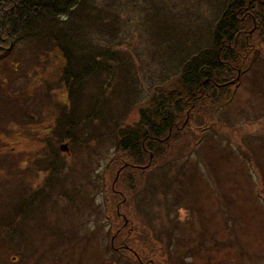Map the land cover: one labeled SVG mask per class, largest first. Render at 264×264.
I'll use <instances>...</instances> for the list:
<instances>
[{
  "label": "rangeland",
  "instance_id": "rangeland-1",
  "mask_svg": "<svg viewBox=\"0 0 264 264\" xmlns=\"http://www.w3.org/2000/svg\"><path fill=\"white\" fill-rule=\"evenodd\" d=\"M156 1H121L122 33L119 41L124 43V46L121 50H118V45L117 48L113 47L118 51L120 58H135V65L126 71L132 72L141 68L142 102L148 99L149 94L159 96L160 90L171 87L169 85L172 81L177 83L183 73H186L185 64L200 45L212 44L211 34L209 35L206 28L212 20L211 14L215 7L222 5L221 8H224L228 3V0L219 3L216 0L204 5V16L209 21L207 26V21L203 22V33H197L196 22L186 23L184 34L175 39L171 50L156 52L168 45L162 44L160 38H155L156 45L152 46L149 16L154 11ZM177 5L175 9L180 7L179 3ZM98 23L91 37L99 39L107 36L113 41L114 36H109L107 31L101 32ZM151 31L154 32L152 21ZM127 39H132L133 45L127 44ZM253 42L257 46L249 43L246 51L242 52L240 49L242 56H239L238 63L245 62L255 50H259V60L250 71L241 75L240 84L234 87L233 83L228 81L225 88H222V82L217 86L218 89L212 90L215 94H208V98L212 99L208 102L205 100L204 110L209 113L210 126L202 128V115L197 114L195 119L180 131L181 135H174L176 140L169 144L167 156L159 161L174 156L178 158L177 164L185 163L187 166H183L186 167H189V162L205 164L203 168L201 166V173L198 169L197 175L193 177V186L188 198L183 199V206L173 212V215L178 214L176 219L172 213L171 217L167 218L170 211L167 207L175 204L174 194L167 191L151 196L148 190H144L141 195L137 194L133 183L130 182V172H124L119 179L118 189L115 188L119 195L115 194L116 200L112 198V181L108 180L105 188L102 185L105 164L111 162L115 154V147L109 141L102 140L92 144L90 148L88 145L84 148L78 147L72 158L62 153L58 145V149L53 146L55 136L57 137L64 128L63 124L57 122L60 120L57 115H60L61 110L58 103L67 98V90L59 78L64 54L59 49L52 50L46 75H43L40 86L35 80L22 94L28 96V103L33 110L37 108L40 97L43 99V121L28 129L35 128L38 136L54 138H48L49 144L45 145L36 136V139L32 138L33 135L29 133L32 131H23L18 127L20 129H14L11 134H0V152L5 147L13 148L14 156L17 157L15 160H22L20 166L23 170L18 167L17 170L23 172L27 170L32 155L35 156L40 151L51 156L59 150L60 157L52 159L51 162L57 167L63 164L64 171L61 175H53V172L52 175H47L48 171L39 174L37 184H45L47 178L50 188L52 187L49 207L53 206V209H50L53 221L50 220L49 224L45 221L34 225L35 229L22 230L25 240L21 245L17 240L13 242L17 251L7 253L9 258L22 254L23 246L33 245L39 264H264V196L260 197L258 194L264 183V30L258 33ZM128 48H135L139 57L128 51ZM15 63V60L11 61L8 72L0 69V79L5 81V85H0V88L3 93L10 95L12 94L8 92H14L25 80L19 70H15ZM111 66L119 71L118 64ZM51 83L54 87L47 91L45 84ZM158 84L159 87L156 86ZM154 87H157L154 89L157 93L150 91ZM30 96H34L32 100H29ZM221 102L228 104L219 108L217 103ZM27 116L29 112L26 113ZM135 116H138L137 111ZM7 126L15 127V124L8 123ZM47 129L49 132H46ZM43 147L45 148L42 149ZM154 170L134 174L143 189L146 188L145 182L150 183L154 178L157 180L162 174L161 168ZM115 173L116 168L109 175L114 177ZM3 177L0 171V181H3ZM84 186L82 192L73 196L72 189H82ZM254 190L258 199L254 196ZM106 195L110 196L113 207H106ZM72 196L78 202L70 206L69 200ZM122 201L120 210L130 220L114 241V246L132 247L144 263L140 262L132 251L117 250L112 245L113 235L124 223L123 217L116 216L117 206ZM167 201L171 205H168ZM8 204L9 201L5 205ZM159 216L166 217V220L158 218ZM201 229L205 231L207 240L205 247L197 251ZM40 231L49 236L55 235L54 241H50L46 246ZM16 233L19 237L23 236L19 231ZM6 252V248L1 249L0 258L3 259ZM17 263L23 264L21 255Z\"/></svg>",
  "mask_w": 264,
  "mask_h": 264
},
{
  "label": "trees",
  "instance_id": "trees-1",
  "mask_svg": "<svg viewBox=\"0 0 264 264\" xmlns=\"http://www.w3.org/2000/svg\"><path fill=\"white\" fill-rule=\"evenodd\" d=\"M121 1L0 0V69L8 72L11 61L15 60V70H19L25 77L23 85L14 92H8L13 96L3 93L0 88V134H11L14 129L21 127L23 131H32L33 133L29 132L33 135L32 138L36 139V136L45 145L49 144L48 138H54L38 136L35 128L28 129L43 121V99L40 97L37 108L33 110L28 103V96L23 94L35 80L40 86L43 75H46L50 52L59 49L64 54L59 78L67 90V98L58 103L61 110L60 115H57L60 119L57 122L63 124L64 128L55 136L53 146L58 149V145L62 153L72 158L78 147L84 148L88 145L90 148L92 144L102 140L109 141L115 147V154L111 162L105 164L102 174L104 188L107 187L108 180L112 181V198L116 200V195H119L116 192L119 179L124 172H130V182L137 194L141 195L144 190H148L151 196H156L158 193L170 191L174 194L175 204L167 207L170 210L167 214L169 219L171 213L173 215L174 211L183 206L181 203L185 197L188 198L193 186V177L197 175L198 169L201 173V166L203 168L205 164L189 162V167H186L185 163L177 164L178 158L174 156L164 159V163L159 161L167 156L169 144L176 140L174 135H181L180 131L197 114L202 115L204 128L210 126L209 113L204 110L205 100L208 102L212 99L208 98V94L212 95V90L222 82L224 83L221 87L225 88L228 81L236 79L239 69L241 74L250 71L259 60V50H255L245 62L238 63L239 56H242L241 50L246 51L249 43L257 46L253 40L264 30V12L261 13L259 9L264 3L261 0H228L224 8H221L222 5L215 7L211 14L212 20L206 27L209 35L211 34L212 44L200 45L185 64L186 73H183L177 83L172 81L169 85L171 87L160 90L159 96L149 94L148 99L142 102L141 68L132 72L126 71L135 65V58H120L118 51L113 49L117 48L116 45L119 46L118 50L124 46L119 41L122 33ZM213 1L216 0H157L154 11L149 16L151 42L155 47V38H160L162 44L168 45L156 52L171 50L175 39L184 34L186 23L196 22L197 33H203L209 21L204 16V5ZM221 1L218 0V3ZM178 3L180 7L175 9ZM246 7H249L251 13L245 10ZM151 21L154 24L153 33ZM97 22L101 32L107 31L109 36H114L113 41L107 36L99 39L91 37ZM203 22H206L205 26ZM126 43L133 45L134 42L127 39ZM128 51L139 57L135 48H128ZM112 64L114 67L118 64V70L122 72L113 69ZM256 73H259V67ZM4 83L0 79L1 87ZM156 86L159 87V84ZM53 87L52 83L45 84L47 91H51ZM157 87L150 91L157 93L154 90ZM203 92L206 95L204 101L201 100ZM34 96H30L29 100ZM226 104L228 103H217L219 108ZM28 112L29 116L26 117ZM8 123L15 124V127L7 126ZM62 144H66L68 149L63 150L60 147ZM59 150L51 156L40 151L35 156L32 155L27 170L23 172L17 170V167L23 170L20 166L22 160H15L17 157L14 156L13 148L5 147L0 152V171L4 176L3 181H0V250L7 249L5 257L0 258V264H18L20 255L23 257V264H39L32 244V247L23 246L22 254L13 255L11 258L8 254L12 250L17 251L13 242L17 240L21 245L25 240L22 230L35 229L34 225L53 221L50 211L53 206L49 207L52 187L50 188L47 178L45 184L37 182L43 171H48L47 175H52V172L53 175L62 174L63 164L57 167L51 162L52 159L60 157ZM191 163L194 166H190ZM115 168L116 175L112 177L109 173L114 172ZM158 168L162 169V174L157 180L150 178L151 182H145L146 188L143 189L134 174H144ZM249 181L251 182L250 178ZM84 188L85 186L82 189H72L73 196H77ZM258 194L260 197L264 196V183ZM258 194L255 195L254 190L257 199ZM73 196L69 200L70 206L78 202ZM106 201V207H113L109 195H106ZM167 204L171 205L168 201ZM122 206L123 201L117 206L116 216L120 217L118 208L121 209ZM173 217L176 219L178 214ZM161 218L166 220L164 216ZM127 224L124 219V223L114 234L115 240ZM17 231L23 236L19 237ZM39 233H42L41 237L46 246L55 239V235L49 236L42 231ZM206 240V233L201 229L197 251L205 247ZM171 258L174 260L172 256Z\"/></svg>",
  "mask_w": 264,
  "mask_h": 264
},
{
  "label": "flooded vegetation",
  "instance_id": "flooded-vegetation-1",
  "mask_svg": "<svg viewBox=\"0 0 264 264\" xmlns=\"http://www.w3.org/2000/svg\"><path fill=\"white\" fill-rule=\"evenodd\" d=\"M260 2L264 3V0H261ZM259 9L261 10V11H260L261 13L264 12V6H263V5H261V6L259 7ZM245 10H246L247 12H250V13H251V10L249 9V7H246ZM205 97H206V95H205V93L203 92V94H202V96H201V100L204 101V98H205ZM187 117H188V116H187ZM120 247H121V246L115 247V249L120 250ZM141 262L144 263L142 260H141Z\"/></svg>",
  "mask_w": 264,
  "mask_h": 264
},
{
  "label": "water",
  "instance_id": "water-1",
  "mask_svg": "<svg viewBox=\"0 0 264 264\" xmlns=\"http://www.w3.org/2000/svg\"><path fill=\"white\" fill-rule=\"evenodd\" d=\"M66 147V145L65 144H63V148H65ZM141 167H144V166H141Z\"/></svg>",
  "mask_w": 264,
  "mask_h": 264
}]
</instances>
